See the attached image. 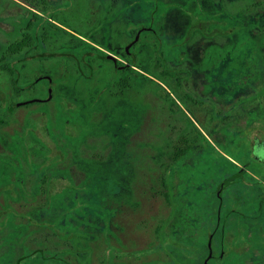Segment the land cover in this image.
Here are the masks:
<instances>
[{"label":"flooded vegetation","instance_id":"obj_1","mask_svg":"<svg viewBox=\"0 0 264 264\" xmlns=\"http://www.w3.org/2000/svg\"><path fill=\"white\" fill-rule=\"evenodd\" d=\"M90 1L93 3L91 6H89ZM90 1H87L89 8L85 15L81 17L80 13L77 14L79 23L74 29L65 25V21H60L59 17L61 14H74L76 11L72 7L73 4H78L82 0H0L1 129H5L10 124L9 115L14 109L24 108L27 110L32 108L34 104L49 103L53 99V78L51 74L46 72L34 75L33 79L24 85H17V82L21 83V81L29 78L30 72H28L25 64L29 62L40 64L50 58L60 57L62 61L59 64L60 74L58 77L60 81L56 82V86L59 84L60 87H58L61 92H64L63 81L70 75L74 74L75 79L78 81L80 79L84 83V74L82 72H79L80 74L70 73V67L75 63L84 62L83 50L87 47L93 50V53L90 54L93 56V62L98 63L101 60H106L110 61L115 69L124 68L140 73L141 87L126 91H134L135 93L142 91L147 97L145 81L149 75L139 67V64L149 61L150 49L155 50L158 46L156 51L159 56H156L155 51L156 57L152 58L157 59L160 63L159 70L162 72L159 75L161 78H149L156 80V93H158L159 99L160 96L163 99L162 103L158 99L159 110L163 113L164 119V124L161 127L163 138L160 140L162 146L157 152L159 194L163 197L164 204H170V219H172L174 226L181 223L182 219L177 207L180 204L186 206L189 216L185 224L189 226L188 237L192 249L187 254L186 249L181 248L177 238H175L176 241L174 240L173 247L166 249L165 233L160 231L161 225L159 231L156 232L157 235H155L157 242L155 245L153 242H149L141 249H128L125 252L127 256L116 254L104 264H132L133 258L138 259L137 264H165L169 261L170 264H224L223 258L229 254L237 256H235L236 259L230 258L227 263L225 262L226 264H249L255 252L259 256H264V73L260 72L264 64V54L262 53L264 42H258L259 53L256 54L260 60L263 55L262 65L254 61L256 55H252L250 52L249 55L242 53L239 61L247 65L245 68L243 67L245 71L239 72L238 77L228 80V74L224 72L225 69L213 73L206 72V67L215 69V65L220 59H223V52H221L223 55L220 57L212 53L211 59L202 66L199 63L203 54L206 53V49H209V45L212 43L216 47L219 45L221 49H227V46L224 45L227 39L223 29L213 26L211 31L205 32L204 27L208 24L201 26L200 21H196L192 26H196L197 33L193 35V27L189 26L177 44L174 38L176 34L171 36L172 38L167 34L169 32L164 34V25L155 26L145 22V24L134 25L130 13V0ZM101 12L108 17V22L103 20L102 23L100 21ZM117 20L121 24L120 27H117L119 34L116 43L112 46L107 42L106 46L100 41L96 32L97 30L100 31L101 23L103 24L102 29L107 31L112 22L118 23ZM84 24L88 25L86 35L78 30L80 25L84 26ZM218 32H220L221 41L214 38V36L218 38ZM227 32L229 34V31ZM203 35L206 37L204 40L205 49L200 53V57H191L192 43L196 41L195 38ZM162 38L164 43H162ZM183 42L186 43L181 46ZM239 44L240 42L236 46L238 47ZM104 46L110 50L105 49ZM61 47L64 48V51L59 52ZM76 53L77 56H74ZM250 67L252 68L250 69ZM204 68H206L205 72H203ZM96 79L98 80V75H95V82ZM255 82L260 84L255 89L252 87V92L249 95H242L246 87H251V84ZM229 91L232 92L230 97ZM41 93H45V95L40 96ZM250 100L255 102L252 110H249L250 106L246 105ZM168 106L169 109H166ZM245 107L248 112L247 115L244 112ZM240 112L244 113L239 115ZM93 113L94 110L91 112V117ZM51 117V112L44 110H28L21 115V119L31 121L34 124L32 126L30 123L24 129L25 132L27 130L31 132V134H27L29 144L31 146L39 144L41 150L47 151L46 153L42 152L39 155L42 157L36 159L38 170L42 167H46V169L48 167L52 171L54 167H64L65 157L59 147V143L61 144L63 139L59 134L60 132L65 134L68 127L65 125L66 128L63 127L62 130L56 129L57 135H52L54 131L50 123ZM244 117L246 120L242 121ZM115 130L126 141L130 140L131 135L138 131L132 130L130 132L124 127H117ZM212 130H216L221 136L216 144L211 140ZM112 132L114 133V130ZM254 133H257L259 137L253 138L252 134ZM3 144L0 142V154ZM187 145H189V154L185 150ZM212 150H215V153ZM214 158L221 160L219 172H222L223 177L216 182L217 184L213 188L212 164ZM177 159L183 160L184 168L187 165V169L184 171L190 176L189 180L191 179L192 182L196 183L194 189L186 186L190 191L191 200L183 202L179 200L182 170ZM229 162L236 167L230 168ZM218 163L219 161H216L215 166H219ZM70 167L71 174L72 168L81 171L74 166ZM170 174L172 177L167 182L168 184H170L169 181L171 182L172 192L170 194L171 201H167L165 178ZM2 176L4 182L2 188L9 192L5 203L12 206L24 201L37 204V199L41 202L43 200L50 201L49 196L62 186L59 177H52L48 172H45L44 175L41 173L38 190L35 193L15 196V190L11 189L13 187L11 174H9V179L4 178L3 174ZM232 176L231 181L225 180L227 185L223 186L222 200L217 204L216 227L220 226L221 239L220 242L213 244L217 234L202 233L203 228L210 229L209 227H211V217L208 215V211H202L203 206L209 210L211 204L214 203L206 199V194L216 191L223 178L229 179ZM32 179V176L28 175L25 182L31 183ZM188 181L185 184H188ZM27 188H31V186ZM229 189L233 190L226 196L225 192ZM23 190L29 192L30 189ZM203 193H205V200L201 201ZM250 194L253 195V201L250 200ZM0 204H4V200L1 198ZM193 204L204 205L195 208ZM225 204L226 207H224ZM236 206L238 209H235ZM244 206H251L252 208L245 212L247 210L243 211ZM234 212L236 215L233 216ZM220 215H222V219ZM205 218H210L209 222ZM202 220L205 221L201 222ZM204 223L206 224L205 227ZM52 230L53 227L50 234H52ZM49 231L47 229V234ZM177 233L174 232L172 236H176ZM66 240L71 241L69 245L72 250L70 251L80 255V246L84 243L81 242L79 233L76 235L69 234L68 237L58 235L46 244L48 246L47 256L40 247H36L20 256L17 264H20L22 259L31 256L36 259L23 264H58V261H54L56 256L60 257L62 264H73L60 255V251L65 249H59L58 246ZM203 241H205L206 254L205 257L203 256L204 258H201L200 253L203 252L199 247ZM228 244H230L229 248ZM159 252H163L165 256L167 255L171 259L167 261L164 258L160 259ZM153 255H157V259H152ZM38 257L41 258L38 259ZM81 260L82 263H90L88 256ZM98 260L101 261L100 264H103L100 257Z\"/></svg>","mask_w":264,"mask_h":264},{"label":"rangeland","instance_id":"obj_2","mask_svg":"<svg viewBox=\"0 0 264 264\" xmlns=\"http://www.w3.org/2000/svg\"><path fill=\"white\" fill-rule=\"evenodd\" d=\"M87 1L90 0L73 4L72 7L76 12L72 15L61 14L60 21H65V25L76 29L79 23L77 14L80 13L81 17L85 15L89 8ZM129 2L134 25L144 22L155 26L164 25V34L169 32L167 34L170 37L176 34L174 38L177 44L189 26L193 27V35L197 33L196 26H192L196 21H200L201 26L208 24L204 27L205 32L211 31L213 26L223 29L227 39L224 45L227 49H221L219 45L216 47L212 43L199 63L202 66L208 62L212 53L217 54L218 57L224 53L223 59L219 60L215 69L206 67L203 72L205 69L209 73L225 69L228 80L238 77L239 72L245 71L243 67L247 65L239 61L242 53L249 55L250 52L256 55L259 53L258 42H264V0H130ZM92 4L90 1L89 6ZM103 20L108 22V17L101 12L100 21ZM117 22H112L107 31L102 29L103 22L101 23L100 31L97 30L96 33L102 43L115 45L119 34L117 27L121 24L119 20ZM87 27L86 24L80 25L78 30L86 35ZM220 37V32L218 38L214 36L215 40L221 41ZM195 39L193 46L191 45L192 54L189 55L200 57V53L205 49L206 37L203 35ZM162 40L164 43L163 38ZM185 43L183 42L181 46ZM105 49L110 50L108 47ZM61 50L64 51V48H59V52ZM262 53L264 54V50ZM246 61L247 59L244 62ZM254 61L262 65L263 55L261 60L256 55ZM60 62H62L60 57H54L40 64L35 62L25 64L30 72L29 78L21 83L17 82V85H24L32 80L34 75L46 72L53 78V99L49 103L34 104L27 110L14 109L9 115L10 124L5 129L0 127V142L4 143L0 154V198L4 200V204H0V264H17L20 256L36 247H40L47 256L46 244L58 235L68 237L69 234H80V240L84 243L80 246V255L70 251L72 250L69 245L70 240L58 246L59 249H65V252L60 251V255L73 264H100L99 257L104 264L116 254L127 256L125 252L128 249H141L149 242L155 245L157 243L155 235L161 225L160 231L165 235L174 234L170 206L163 203L158 188L157 152L162 146L160 140L163 138L161 127L164 119L163 113L159 110L156 80L151 79L154 83L145 81L147 87V97H145L146 94L142 91L138 93L113 91L106 94L102 91L99 80L95 82L94 74L87 84L80 79L79 81L76 79V84L74 82L76 76L73 74L63 81V88L66 90L61 92L60 85L56 86V82L60 81L58 77ZM260 72L264 73V64ZM97 75L100 79L103 74L99 71ZM258 84L260 83L255 82L251 87H246L242 95H249ZM229 94L230 97L232 92L229 91ZM44 95L45 93L40 94V96ZM159 100L162 103V96ZM254 103L252 100L246 103L250 106L249 110L253 109ZM92 109L96 118L91 117ZM166 109H169V106ZM28 110L51 112L50 123L54 131L52 135H57L56 129L62 130L63 127H68L66 135L62 132L59 134L63 139L61 144L59 143L65 157L63 168L54 167L51 171L48 167L47 169L42 167L38 170L36 159L42 157L39 156L42 152L47 151L41 150L39 144L31 146L28 142L27 134L31 132L28 130L25 132L24 129L30 123L32 126L34 124L21 119L23 112ZM244 112L247 115L246 107ZM244 112H240L239 115ZM245 120L244 117L242 121ZM117 127H124L130 132L138 131L126 141L115 130ZM86 128L87 134L84 131ZM212 133L211 140L216 144L217 140L221 139L220 133L216 130H212ZM252 137L259 136L254 133ZM70 166L81 171L72 168V177ZM45 172L52 177H59L62 181V186L49 196L50 201L41 202L37 199V204L24 201L15 206L5 203L9 192L2 188L4 183L2 174L6 179H9L11 174L13 185L11 189L15 190V196H25L38 190L41 173L44 175ZM28 175L33 178L31 183L25 182ZM195 184L190 179L187 187L194 189ZM30 186L31 188H27ZM23 189L30 190L27 192ZM231 190L233 189L227 190L225 195L230 194ZM175 192L177 194V189ZM193 205L195 208H200L204 204ZM226 206L225 204L224 207ZM251 208L244 206L243 211L248 212ZM235 209L238 207L236 206ZM209 219L205 218L208 222ZM188 227L186 226V229ZM47 229L50 230L48 234ZM159 255L161 256L159 258H164L165 261L171 259L163 252H159ZM85 256L89 257L90 263H82L81 259H86ZM235 256L226 255L224 264L230 258L236 259ZM56 257L58 258L56 261L62 264L60 257ZM152 257L157 259V255ZM33 259L36 258L31 256L22 259L20 264ZM131 262L137 264L138 259L133 258ZM249 264H264V256H259L255 252Z\"/></svg>","mask_w":264,"mask_h":264},{"label":"trees","instance_id":"obj_3","mask_svg":"<svg viewBox=\"0 0 264 264\" xmlns=\"http://www.w3.org/2000/svg\"><path fill=\"white\" fill-rule=\"evenodd\" d=\"M157 47L155 48V50L150 49V54L148 55L149 61H147L144 64L143 63L139 64V67L141 69H143V71L146 72L149 75V77H154L156 79L161 78V75H159V74H160V72H162V70L161 71L159 70L160 69V67H159L160 63L157 61V59L152 58V57L159 56L157 51H156ZM158 50H160V49L158 48ZM155 51L157 53L156 56L154 54ZM83 52L85 54L84 62L79 63V64L75 63V65H71L70 73L80 74L79 72H82L84 74V83L85 84H87L89 81H91L90 79L92 78L93 74L95 76L100 71V72H102L103 75L98 80L100 82V87H101L102 91H104L106 94L112 93L113 91L124 92L128 89H131V88L134 89V88H140L141 87L142 78H141L140 73H138L134 70L124 69V68L115 69L113 67V64L110 61H106V60H101L98 63L93 62L94 61L93 56H90V54L93 53V50L89 49L87 47L84 48ZM74 56H77V53L74 54ZM149 77L147 78V80L154 83V81H151V78H149ZM74 82L77 84L76 79L74 80ZM96 82H97V79H96ZM156 87H157V84H156ZM71 97H72V99H74L73 96H71ZM84 131L87 134V132H88L87 128ZM185 150H186L187 154L190 153L189 152L190 151L189 145H187ZM212 152L215 153V150H212ZM228 152H230V151H228ZM216 161H219V163H218L219 166H217V165L215 166ZM177 162L179 163L181 170H182L181 177H180L181 182H180V187H179V192H180L179 198L180 199L179 198L178 199L182 202L187 201V200H191L190 194H189L190 191L188 188H186V186L188 184H185V182L188 181L189 177H190L184 171L187 169V165L184 168V164H183L182 159L178 160ZM213 164H212V179H214V183L212 184V186L214 188V185H216L217 184L216 182L223 177V174H222V172H219L220 164H222L221 160L219 158H217V159L214 158ZM157 165H158V162H157ZM229 167L235 168L236 166L234 164H232L231 162H229ZM171 177L172 176L170 174V175H167V177L165 178L166 179L165 183H166V187H167V191L165 193V196H166L167 201H171L170 194L172 192L171 191L172 185H171L170 181H169L170 184H168V182H167V180H170ZM231 179H233V176L230 177L229 179L223 178L220 181V183L218 184L216 191H214L213 193H207L206 192L207 193L206 199L209 201H212L214 203L211 204L209 210L203 206L202 211H206V212L208 211V215H210V217H211V227H209L210 229H206V227H205L206 224L204 223L205 228H203L202 233L203 234L208 233V232H212L213 234L216 233L217 236L214 237L213 244L220 242V239H221L220 226L216 227L217 204L222 200L221 191L223 189V186L227 185V182L231 181ZM225 180H227V182ZM204 195H205V193H203V197H202L201 201L205 200ZM249 196H250V200L253 201L254 200L253 195L250 194ZM177 209L180 212L182 219H181V223L174 226L173 232H178V233L176 236H172V234L165 235V247H166V249L172 248L173 243H175V241H176L175 238H177L180 245H181V248L186 249L185 250L186 253L189 254L191 252L192 247L190 245V241H189V237H188L189 230L186 229V226H188V225L185 224V221L188 220V216H189L188 211H187L186 206L184 204H180L177 207ZM204 216H206L205 213H204ZM220 217L222 219V215H220ZM221 223H222V220H221ZM166 237H168V239ZM199 248L203 252V253H200L201 258H204L205 254H206L205 241H203V243L201 244V246ZM54 258H55L54 261H56L58 259L56 257H54ZM225 259L226 258L224 257L223 261H225ZM58 264H61V263L59 262Z\"/></svg>","mask_w":264,"mask_h":264},{"label":"water","instance_id":"obj_4","mask_svg":"<svg viewBox=\"0 0 264 264\" xmlns=\"http://www.w3.org/2000/svg\"><path fill=\"white\" fill-rule=\"evenodd\" d=\"M108 57H110V56H108Z\"/></svg>","mask_w":264,"mask_h":264}]
</instances>
